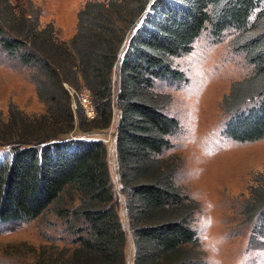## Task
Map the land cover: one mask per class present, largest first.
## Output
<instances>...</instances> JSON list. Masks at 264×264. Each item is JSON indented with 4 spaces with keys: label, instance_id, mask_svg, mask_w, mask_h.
<instances>
[{
    "label": "trees",
    "instance_id": "1",
    "mask_svg": "<svg viewBox=\"0 0 264 264\" xmlns=\"http://www.w3.org/2000/svg\"><path fill=\"white\" fill-rule=\"evenodd\" d=\"M206 26L214 38L232 30V49L251 67L222 97L224 132L238 141L263 138L264 0H85L69 45L51 24L39 26L35 13L1 0L0 49L28 69L43 108L27 114L10 105L5 116L0 112V147L7 150L0 161V221L52 211L73 246L49 264H124L127 237L130 264L196 260L197 208L173 182L179 158L163 155L177 122L164 112L169 95L152 84L183 78L173 59ZM83 90L91 118L78 102ZM76 129L95 134L83 137ZM106 130L127 235L101 136ZM257 182L242 210L247 219L263 218L264 171Z\"/></svg>",
    "mask_w": 264,
    "mask_h": 264
},
{
    "label": "rangeland",
    "instance_id": "2",
    "mask_svg": "<svg viewBox=\"0 0 264 264\" xmlns=\"http://www.w3.org/2000/svg\"><path fill=\"white\" fill-rule=\"evenodd\" d=\"M84 1L7 0L15 10L35 13L39 26L51 24L67 45L75 31L76 13ZM130 29L125 31L123 46ZM232 34V30L225 29L219 38H214L206 26L191 43V49L173 59L183 78L154 79L152 84L153 91L169 95L164 112L177 122L176 130L169 137L170 147L163 155L179 158L173 182L197 208L191 225L198 240V255L192 264H264V213L263 218L259 214L247 219L242 212L247 207L244 205L250 188L258 183L264 171V137L238 141L224 132L222 97L228 94L233 82L246 78L251 71L243 53L232 49ZM27 72L28 69L0 49L3 116L10 105L27 114L42 111ZM67 90L73 109L72 90ZM75 132L83 137L95 134L78 129ZM102 132L105 136H101L107 140L106 160L112 187L127 235L122 197L115 181L112 134L109 130ZM3 153L7 157L6 146L0 147V161ZM71 238L65 225L50 210L29 220L0 221V264H49L46 259L59 255L62 247L72 248ZM130 248L127 237L124 264H130Z\"/></svg>",
    "mask_w": 264,
    "mask_h": 264
},
{
    "label": "built area",
    "instance_id": "3",
    "mask_svg": "<svg viewBox=\"0 0 264 264\" xmlns=\"http://www.w3.org/2000/svg\"><path fill=\"white\" fill-rule=\"evenodd\" d=\"M80 96V97H79ZM78 99H79V104L83 110L84 115L88 118V117H92L93 116V109H92V105L89 99V96L87 95V93L85 94H79Z\"/></svg>",
    "mask_w": 264,
    "mask_h": 264
}]
</instances>
